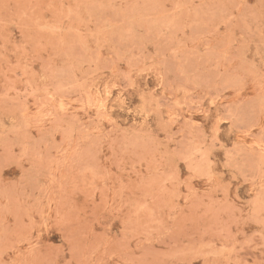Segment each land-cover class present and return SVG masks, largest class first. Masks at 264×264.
<instances>
[{
	"label": "rangeland",
	"instance_id": "1",
	"mask_svg": "<svg viewBox=\"0 0 264 264\" xmlns=\"http://www.w3.org/2000/svg\"><path fill=\"white\" fill-rule=\"evenodd\" d=\"M0 264H264V0H0Z\"/></svg>",
	"mask_w": 264,
	"mask_h": 264
}]
</instances>
